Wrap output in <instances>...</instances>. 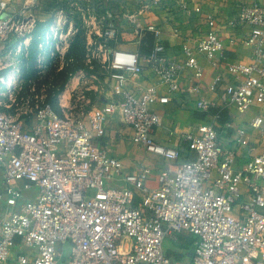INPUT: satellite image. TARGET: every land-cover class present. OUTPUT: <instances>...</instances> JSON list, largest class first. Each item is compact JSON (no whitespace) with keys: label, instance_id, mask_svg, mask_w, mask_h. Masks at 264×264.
I'll use <instances>...</instances> for the list:
<instances>
[{"label":"built area","instance_id":"2783aa9c","mask_svg":"<svg viewBox=\"0 0 264 264\" xmlns=\"http://www.w3.org/2000/svg\"><path fill=\"white\" fill-rule=\"evenodd\" d=\"M192 2L153 0L127 17L135 38L150 33L154 40L141 55L111 48L118 32L110 11L99 17L85 10L82 29L92 38L84 41V70L68 93L50 84L51 66L64 68L73 36L58 22L38 45L34 66L47 72L42 80L34 74L25 93L18 66L0 77V264H60L67 244L61 264H264V149L239 166V152L251 150L248 132L231 119L221 122L230 109L264 112V0H238L229 23L247 29L240 42L251 50L248 62L224 57L215 17ZM162 5L192 11L207 27L175 56L167 53L157 26L138 22ZM7 9L0 1V42L24 37L33 27L22 11L6 16ZM59 17L66 20L61 10ZM198 56L215 72L206 88L219 102L202 97ZM145 68L155 84L134 90ZM184 75L185 91L197 96L196 109L210 119L180 135L194 154L191 161H179V150L154 140L160 116L153 107L182 89ZM100 77L110 83V95L95 101L90 92L101 94L95 88ZM115 117L130 130L131 144L168 167L155 176L150 167L125 173L100 141ZM249 126L264 131V114L253 113ZM219 131L233 135L231 147L221 144ZM153 178L156 187L149 188ZM179 236L192 239V256L174 261L168 245Z\"/></svg>","mask_w":264,"mask_h":264},{"label":"crops","instance_id":"0c3cea01","mask_svg":"<svg viewBox=\"0 0 264 264\" xmlns=\"http://www.w3.org/2000/svg\"><path fill=\"white\" fill-rule=\"evenodd\" d=\"M0 1H4L8 4L6 16L19 14L22 11L24 17L27 20H31L33 25V27L30 28V32L25 34L24 37L12 35L8 40L0 42V77H4L6 74L10 73L14 66H18L23 75V71L28 68L29 65L28 61L31 55V43L33 39L36 41V51L42 37H44L55 22L59 23V27L64 34L68 32L73 34L70 38L69 46L74 42L77 34L80 33H84V41H91V36H85L86 33L82 29L80 20L82 14L85 15V10H89L99 17L102 16L106 10L111 12L115 28L118 32L117 38L110 42L112 49L136 52L141 55L148 53L154 41L150 33V35H148L150 39L152 38L150 45L146 44L147 39L144 38L146 37L145 35L142 38H135L133 32L134 26L127 20L128 16L140 9L141 4L149 3L153 0H111L107 4L103 3L102 0ZM170 2L174 3L175 0H170ZM194 4L200 5L203 12L210 13L215 17V28L225 46L223 53L224 57L230 61L248 62L251 50L240 42L242 36L246 35L247 29L241 28L235 30L229 26V23L236 19L238 0H193L190 6L192 7ZM55 5L57 7H55ZM60 10L63 11L66 17L65 21L59 17ZM138 22L141 26L149 24L158 27L160 30L159 39L165 46L167 53L171 56L180 53L181 44L185 40H189L192 44H195L207 30L206 25L199 16H196L192 11L183 13L174 5H171L169 9L163 5L155 7L151 11L138 17ZM92 25L95 26L94 23ZM175 30H177L176 33L174 32ZM37 31L40 33H37ZM119 36L122 38L119 39ZM234 36L238 37L237 42L234 45H228L229 40ZM18 48L20 49L19 53L16 51ZM198 58L204 70L202 97L208 101L219 102L217 93L209 92L206 88V85L210 83L215 72L209 67L204 58L200 56H198ZM60 71L57 72L59 73ZM96 71L99 70L96 69ZM49 73L51 74V71ZM74 75L63 85L62 90L65 88L67 93L72 87L78 84L76 78L77 74ZM52 80L50 82L51 85H53ZM109 84L110 83H108L106 79L100 77L99 81L95 82L96 87H94L98 89V93H101V96H109ZM154 84L155 79L150 74V71L145 68L141 78L131 87L134 90H136V88H142L143 90ZM188 84L189 76L184 75L182 89L170 94L167 104H157L153 107L160 116V126L154 133V140L161 145L179 150L181 154V159L179 161H191L194 159V154L188 150L187 144L181 140L180 135L191 132L200 123L210 122V119L206 118L203 113L196 109L195 101L197 96L190 95L185 91L184 87L188 86ZM164 92V88L160 87V93ZM90 95L92 98L98 96V94H94L93 92H90ZM260 111L264 114L263 110L260 108L250 112L248 121H241L234 109H230L228 112L229 114H224L222 117L221 122L231 119L237 126L245 128L248 132L251 150L249 152L247 149H243L239 152V166L243 165V163L249 159L250 155H255L259 153L261 149H264V131L253 129L249 126V122L253 118V113H258ZM246 124H248V126H246ZM217 127H219L218 123ZM124 135H128L129 137L130 130L125 128L118 118L115 117L107 124L106 136L100 141L107 148L109 154L122 161L125 173L137 172L142 167H150L154 171L155 176V174H158L168 167L169 163L159 157L144 153L141 148H137L135 154L133 152L128 153V148L126 146L130 145V141H126L128 139L124 137ZM219 138L224 147L227 148L233 145L232 137L229 134L219 131ZM148 187H156L154 178L148 182ZM242 199L245 200L246 197Z\"/></svg>","mask_w":264,"mask_h":264},{"label":"rangeland","instance_id":"374dc122","mask_svg":"<svg viewBox=\"0 0 264 264\" xmlns=\"http://www.w3.org/2000/svg\"><path fill=\"white\" fill-rule=\"evenodd\" d=\"M55 7H57L56 5H55ZM146 37H144V38H146L147 39V43L146 44H148V45H150V43H151V39L149 38L150 36H148V35H150L149 33L148 34H144ZM143 35V36H144ZM82 36H83V40H84V33H82ZM122 37H120L119 36V39H121ZM83 50H84V52H83V56H82V58H84V56H85V49L83 48ZM37 53H39L38 52V46H37V48H36V51H35V54H36V57H37ZM36 59V58H35ZM83 60V59H82ZM55 64H57V62H55ZM79 64L81 65V68L79 69V70H84V65H83V61H79ZM29 66V65H28ZM39 71L40 70V72H39V76L35 73L36 71ZM47 70V69H46ZM57 68H56V66H51V76H50V79L53 77L54 78V76H55V74L57 75L58 74V72H57ZM42 72L44 73V74H42ZM47 72L46 71H44V69L43 68H41V69H35V66H34V64H33V66L32 67H28V68H26L24 71H23V77H24V83H23V88H22V90H23V92H25V93H28V87H27V80L28 79H34L35 77H34V74L37 76V79L38 80H42V78H43V76L46 74ZM39 78H41V79H39ZM27 79V80H26ZM57 84L60 86V84H59V82L57 81ZM54 86V85H53ZM58 86V87H59ZM54 87H57V86H54ZM2 90H4V88L2 87L1 88ZM102 96L101 95H99L98 94V96H96L95 98H93V99H95V101H98L100 98H101ZM55 107V110L57 111V112H59L58 111V107H57V105H55L54 106ZM254 110H257V109H255V108H252V110H250V111H248L247 113H245V114H240V115H238V118L241 120V121H248L249 120V113L250 112H252V111H254ZM19 117L21 118V117H24V115H22V116H20L19 115ZM243 119H245V120H243ZM246 126H248V124H246ZM230 136H233L232 134L230 135ZM124 137H126L128 140H126V141H130V136L128 137V135H124ZM126 146V145H125ZM231 146V145H230ZM127 148H128V150H127V152L128 153H136L137 152V148H139V147H137V146H135V145H133V144H131V142H130V145H128V146H126ZM144 152V151H143ZM127 157V156H126ZM123 164V163H122ZM192 247H193V243H192V239L190 238V237H186V236H179V237H176L175 238V240L171 243V244H169L168 245V250L169 251H171L174 255H177V256H181L182 258L181 259H183V260H186L187 259V256H186V253L187 252H190V250H192ZM68 253H69V245L67 244V246H65L63 249H62V261L63 260H66L67 259V255H68ZM62 261H60V264L62 263Z\"/></svg>","mask_w":264,"mask_h":264},{"label":"trees","instance_id":"16d2710c","mask_svg":"<svg viewBox=\"0 0 264 264\" xmlns=\"http://www.w3.org/2000/svg\"><path fill=\"white\" fill-rule=\"evenodd\" d=\"M37 33H40V32L37 31ZM83 43H84V40H83L82 34L81 33L77 34L74 42L71 43V45L69 46V49H68L67 54L65 56L66 64H65L63 70L60 71L57 75L55 74V76L52 80V84L54 86H59L57 84V81H58L60 84L59 88L62 89L63 85L67 82V80L69 78H71L81 68L79 61H82V59H83L82 58L83 52H84ZM35 44H36V41H35V39H33L32 43H31V55H30V58L28 61L30 67L33 66L35 58H36V54H35L36 45ZM48 101L52 104L53 107L55 105H57L56 99L53 98L52 96L48 97ZM167 254L171 260H174V261L183 260V259H181L182 258L181 256L174 255L171 251H168ZM186 256H187V258H190L192 256V250H190V252H187Z\"/></svg>","mask_w":264,"mask_h":264}]
</instances>
